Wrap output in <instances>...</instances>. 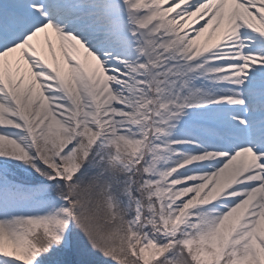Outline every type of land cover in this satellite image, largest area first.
Returning a JSON list of instances; mask_svg holds the SVG:
<instances>
[{
	"label": "snow or ice",
	"instance_id": "1",
	"mask_svg": "<svg viewBox=\"0 0 264 264\" xmlns=\"http://www.w3.org/2000/svg\"><path fill=\"white\" fill-rule=\"evenodd\" d=\"M0 264H264V0H0Z\"/></svg>",
	"mask_w": 264,
	"mask_h": 264
}]
</instances>
